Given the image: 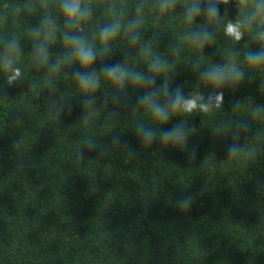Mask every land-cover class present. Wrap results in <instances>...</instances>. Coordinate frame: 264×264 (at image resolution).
<instances>
[{"label":"trees","instance_id":"obj_1","mask_svg":"<svg viewBox=\"0 0 264 264\" xmlns=\"http://www.w3.org/2000/svg\"><path fill=\"white\" fill-rule=\"evenodd\" d=\"M257 3L0 0V264H264Z\"/></svg>","mask_w":264,"mask_h":264},{"label":"clouds","instance_id":"obj_2","mask_svg":"<svg viewBox=\"0 0 264 264\" xmlns=\"http://www.w3.org/2000/svg\"><path fill=\"white\" fill-rule=\"evenodd\" d=\"M64 8L65 12L68 14L70 18L74 17L75 19H80L85 15V13L81 12L79 9V4L78 3H64L62 5ZM211 15L215 14L214 9L209 10ZM264 14V0H258V3L255 5V9L253 12V15H262ZM118 29V25H112L109 27H106L101 30V38L102 39H108L112 35L115 34V32ZM229 34H233V29H229ZM236 38H239V33L236 31ZM71 42L73 44L74 48V54L76 58L80 61L81 64H88L92 61L93 59V52L92 50L85 46L78 38H71ZM247 60L250 63H259L261 61H264V52H258V53H248L247 54ZM12 61L9 59H5L3 61V68L5 70H8L11 68ZM232 76L234 78H239L240 72L236 71L235 69L232 70ZM19 75V69L12 68V74L7 77L8 81L11 82L13 79L16 78V76ZM107 75L116 82H121L123 78L125 77L126 73L123 70H117L115 68L107 70ZM207 77L213 81L219 82L224 78V73L222 71H216V70H211L207 73ZM133 79H139L138 76L133 77ZM80 83L83 87L85 88H95L96 87V81L92 78H86V77H81L80 78ZM154 112L156 115H158L161 119H166L165 113L161 110L160 107H155ZM165 140L172 139L175 142H182L183 141V135L177 131H173L169 134H166L164 136ZM191 202V198L184 199L179 201V206L181 208H187Z\"/></svg>","mask_w":264,"mask_h":264}]
</instances>
